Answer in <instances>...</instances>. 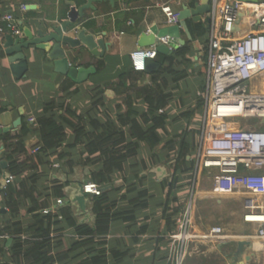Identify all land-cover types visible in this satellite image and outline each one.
Returning <instances> with one entry per match:
<instances>
[{"label":"crops","instance_id":"obj_1","mask_svg":"<svg viewBox=\"0 0 264 264\" xmlns=\"http://www.w3.org/2000/svg\"><path fill=\"white\" fill-rule=\"evenodd\" d=\"M67 1H73L76 8L86 2V0H0V7L2 10L14 12L19 17L21 29L23 26L34 28L47 20L64 19L69 10ZM196 2L199 0L92 2V7L84 10V15L78 22L87 32L94 34L95 39L101 38L106 47L101 57L91 55L84 47H81L80 56L76 55L78 50L71 52L69 56L71 64L76 68L87 69L79 80L55 73L43 54L39 58L30 59V68L25 78L16 79L9 72L0 73V111L3 112L0 124L8 125L21 117V123L11 130V133L18 132L25 121L32 125L30 132L23 138L31 150L40 143L37 119L49 116L51 112L60 114L63 107H69L77 115L82 116L87 131L90 130L88 121L91 119L103 125L114 123L119 128L121 126L119 116L127 111L128 99H131L132 107L137 111L146 108L140 95L142 87L150 85L156 88V93L168 95L166 105L157 110L158 114L163 115V117L160 115L161 124L151 128L154 123L151 116L136 117L141 129L148 131V135H152L157 141L153 146L145 141L138 142L134 155L115 168L109 180L100 185L101 189L105 187L102 192L108 197L110 209V222L106 233L79 234L72 227L51 233L50 248L54 255V264H91L92 255L99 249L105 252L107 264H174V260L168 258L169 236L175 231L176 217L189 202H193L192 199L194 203L196 199L193 208L194 211L196 208V216L204 220L207 227L205 230L199 229L202 230L199 234L205 233L212 226L220 225L225 218L219 216V207L232 199L231 195L237 194L236 192L228 193L230 195L221 201L219 199L221 192L214 188L212 170L196 171L195 162L192 170L185 173L175 171V161L180 150H184L185 153V161L180 168H186L190 158L194 159L201 129L203 102L200 93L204 90L206 82L208 40V28L205 27L203 16L199 21L192 17L186 18V25L192 38L188 39L186 32L180 28V37L185 41L184 45L172 52H157L148 71H135L131 66L130 55L141 46L139 44L141 33L153 25L158 28L167 25L160 8L163 3L169 4L173 11L178 13L184 6L191 8ZM20 4L27 8L33 4L34 7L20 11L18 8ZM6 34L0 37V41ZM182 47L183 51L178 52ZM167 56H170L168 60ZM159 69L160 74L153 80L155 78L153 73ZM167 69L180 72V76L175 78L174 73L167 72ZM121 76L122 79L119 78ZM259 83V88L255 84L252 89L263 91L264 83L262 81ZM48 105L51 108L46 110ZM199 109L200 112H197ZM30 118L33 120H29ZM121 128L127 132V126ZM3 135H0V161L5 160ZM74 138L73 128L66 126L65 135L57 150L42 155L41 164L35 170L37 181L33 195L41 205L39 212L42 208L52 205L57 197H61L65 201L64 206L70 205L76 225L92 227L95 219L92 212L93 196H87V216L81 213L76 202L67 199L70 193L73 195L76 193L74 188L77 182L88 181L89 173L98 167L97 163L84 161L86 157L84 138L78 143H74ZM60 153L66 156L58 159ZM68 161L74 164L71 172L67 167ZM32 171L34 170L28 169L22 175L13 177L12 183L18 186ZM1 173L0 166V180ZM176 176L177 182L173 187ZM62 183H65L63 195L56 196L55 187ZM1 188L0 185V191ZM260 198L264 200V197ZM2 200L0 193V231L3 227L2 221L6 218L1 215L8 214ZM19 200L22 204L20 216L24 229L19 236L22 240L32 241L35 236L26 230L27 224L32 221V217L25 213L29 198L20 197ZM57 213L61 215L59 209ZM57 213L53 215L60 220ZM56 227L53 225L51 229ZM227 232L226 236L219 239H194L193 243L189 244L182 264H250L249 248L250 250L262 248H255L257 244L249 239L241 243L239 240L246 237L245 235ZM9 237L6 233H0V239L5 240V249L12 242L10 237L11 242L6 244ZM86 239L92 241L86 242L84 241ZM98 239H103L102 243H99ZM196 240L197 242H194ZM5 256L8 263L19 264L12 262L13 254L10 250L5 251ZM21 260L20 264H31V258L26 256L25 249L22 250ZM0 261L4 262L2 256Z\"/></svg>","mask_w":264,"mask_h":264},{"label":"built area","instance_id":"obj_2","mask_svg":"<svg viewBox=\"0 0 264 264\" xmlns=\"http://www.w3.org/2000/svg\"><path fill=\"white\" fill-rule=\"evenodd\" d=\"M210 4L206 82L200 93L203 116L194 157L195 169L215 168L219 175L214 177L213 184L219 192L232 193L238 186L247 193L264 197V89L262 92L251 90L252 80L264 82V0L255 3L210 0ZM18 8L26 10L24 4ZM160 8L167 25L178 23V13L169 4L163 3ZM238 18L239 29L233 31ZM6 33L21 35L19 17L0 7V37ZM170 42L169 36H162L150 46L137 47L130 55L132 68L144 71L145 60L157 55V45ZM232 118L259 121L241 126L228 122ZM37 150L38 146L31 151ZM3 181L5 187L13 181V176L7 173ZM82 190L88 196L102 193L101 187L90 180L83 183ZM64 205L65 201L57 197L40 212L54 214ZM193 213V204L189 202L176 217L168 251V258L173 259L174 264H182L194 239L226 236L220 226H212L205 233H193ZM255 237L264 245V213Z\"/></svg>","mask_w":264,"mask_h":264},{"label":"trees","instance_id":"obj_3","mask_svg":"<svg viewBox=\"0 0 264 264\" xmlns=\"http://www.w3.org/2000/svg\"><path fill=\"white\" fill-rule=\"evenodd\" d=\"M183 49L182 47L178 52H182ZM169 58L170 56H167V60ZM160 70L153 73L155 77L153 80H156L157 75L160 74ZM167 72L174 73L175 78L180 76V72H174L168 69ZM123 76L119 78L122 79ZM140 95L143 102H145L146 108L139 112L132 107L131 99H128L127 111L124 115L119 116L121 125L119 128L114 123H106L103 125L91 119L88 121L90 130L87 131L83 117L77 115L69 107H63L60 114L51 112L49 116L39 117L36 124L38 126L40 143L35 153H32L31 149L23 141V138L32 128V125L28 122H23L18 132H7L3 135V158L7 162L6 171L13 177L22 175L28 169L34 171L29 176L24 177L18 186L11 182L1 188L0 193L3 197L2 205L7 208L8 214L6 213L7 215H4L3 213L1 215L6 218L2 221L3 227L0 233H6L12 238V242L7 249L4 246L5 240L0 239V256L4 259V262H1V264H11L7 262L5 256L6 250L12 252V262L22 263L21 253L23 249H25L26 256L31 258V264H54V255L50 248V234L63 231L66 227L74 228L79 234L102 235L106 233L110 222V209L108 208V197L105 192L92 198V212L95 215L92 227L76 225L70 205L59 208L62 215V219L59 220L53 214H42L39 212L41 205L33 195L37 181L35 170L41 164L42 155H47L49 152L52 153L57 150L61 139L65 135L66 126H70L73 128L75 134L74 143L81 141V138L85 140L86 157L84 161L88 163L94 162L98 165L96 169L89 173V180L97 183L99 186L105 184L109 180L111 172L115 168H118L128 157L134 155L138 147V142L145 141L150 146H153L157 141L155 137L148 135V131L141 129L136 121V117L137 115L140 117L151 116L154 121L151 128L155 127L154 125L161 124L163 115L158 114L157 110L166 105L168 95L161 92L156 93V88L150 85L142 87ZM50 108V105H48L46 110ZM160 115L162 116L161 119ZM186 115L188 116V113ZM126 126L128 127L127 132L121 128ZM126 133L128 137H126ZM64 156H66L64 153H60L57 158L62 159ZM184 159V150H180L175 161L176 172L180 171L185 173L194 167L195 160L190 158L188 166L183 169L180 168L182 162L185 161ZM72 164L73 162L68 161L67 167L69 172H71L70 170L74 166ZM66 183H68L67 180ZM64 184L62 183L55 187L56 196L63 195L62 190ZM20 197L29 198V205L26 206L25 213L32 217V221L27 224L26 230L35 236L32 241L28 239L22 240L19 236L24 231L20 216L22 206L19 200ZM52 224L57 227L51 229ZM84 241L88 242L92 241V239H86ZM97 241L102 243L103 239H98ZM91 264H107V258L102 249H99L92 255Z\"/></svg>","mask_w":264,"mask_h":264},{"label":"water","instance_id":"obj_4","mask_svg":"<svg viewBox=\"0 0 264 264\" xmlns=\"http://www.w3.org/2000/svg\"><path fill=\"white\" fill-rule=\"evenodd\" d=\"M101 0H86L84 4L79 7H75L73 1H67L69 10L66 12V16L62 20L51 19L47 20L42 25H37L34 28L23 26L20 36H14L6 34L2 41H0V73L4 74L9 72L12 77L16 79L25 78L30 68V59L36 58L40 55H44L45 59L51 63L52 69L55 73L63 75L67 78L79 80L82 73L87 69L76 68L69 61V56L74 50L77 56L81 55V47H84L88 52L96 57H101L104 53L106 43L101 39H95V35L86 31L85 27L78 22L79 18L83 17L84 10L92 7V2ZM245 2H258L259 0H241ZM33 4L29 5L26 9H32ZM210 0H199L194 3V6L187 8L184 6L181 11L178 12V23L173 25H166L162 28H158L153 25L144 31L139 36L140 47H147L152 45L156 38L162 36H169L171 42L169 45L159 43L157 45L158 53L172 52L178 47L184 45L185 41L180 37V28H182L188 39H191V35L188 31L185 19L192 17L194 20H201L204 18L205 27H209L210 23ZM240 18L237 19L233 26V31L239 29ZM153 60L147 58L145 60L144 71H148ZM89 70V69H88ZM3 112L0 111V118ZM21 123V117L15 119L11 124H0V135L10 132L15 129L17 125ZM2 168L0 185L4 187V177L6 176L7 162L5 160L0 161ZM177 182V176L174 179L173 187ZM83 183L77 182L76 193L68 195V200L76 202L78 204L81 213L87 216L86 202L87 192L82 190ZM103 187L102 189H104ZM4 210V208H1ZM11 242V238L6 239V244Z\"/></svg>","mask_w":264,"mask_h":264},{"label":"rangeland","instance_id":"obj_5","mask_svg":"<svg viewBox=\"0 0 264 264\" xmlns=\"http://www.w3.org/2000/svg\"><path fill=\"white\" fill-rule=\"evenodd\" d=\"M258 81L259 80L254 81V83L259 88L260 83ZM197 112H200V109ZM258 121L259 120L257 118H251L247 120L240 119V118H232V119H229L228 122H230L231 124L239 123L241 126H250V125H253L254 122H258ZM209 170H212L211 177H212V180H214V177L218 176L219 173L215 168H210ZM197 177L198 175L196 174V178ZM235 192L237 194L231 195V197H233L234 199L230 198L228 202H226L225 204H222V207H219V211H218L219 216L225 217V218L220 222V225L218 226L222 228V231L225 230V232L229 231V233H232V234L236 233L242 236L245 235L246 237L239 240L241 243L246 241L247 239H249L251 242L254 241L257 244L255 248L257 249L262 248V250L260 249L250 250L251 248H249L250 252L248 251V256L251 257L250 264H264V250H263L264 245L261 244L258 239L254 238L256 231L258 230L259 222L261 221L263 217L264 200L258 196L245 192L241 187H238V186H237V189H235L234 192L232 193H235ZM227 195H230V194L221 192L219 199H221L222 201L224 200L223 198ZM193 196H195V193ZM192 200H193L192 203H193V208H194V205L196 204V199H195V203H194V199ZM195 212H196V208L194 211L192 232L199 234L200 232H202V230H205L207 227L204 223V220L199 219L196 216ZM229 212H231L230 215H229ZM60 219H62V215ZM208 224H210V222ZM199 229H202V230L200 231ZM225 232L223 233L225 234ZM194 242H197V240ZM241 259L243 260V258Z\"/></svg>","mask_w":264,"mask_h":264},{"label":"bare ground","instance_id":"obj_6","mask_svg":"<svg viewBox=\"0 0 264 264\" xmlns=\"http://www.w3.org/2000/svg\"><path fill=\"white\" fill-rule=\"evenodd\" d=\"M259 82H260V81H259ZM262 82H263V80H262ZM263 83H264V82H263ZM254 85H255V83H254V81L252 80V81H251V90H252V91H258V90H256L255 88L252 89ZM259 92H262V91H259Z\"/></svg>","mask_w":264,"mask_h":264}]
</instances>
